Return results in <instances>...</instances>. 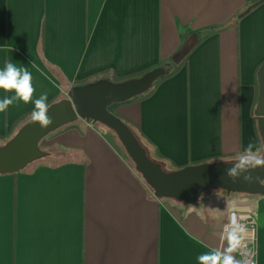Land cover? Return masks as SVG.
Instances as JSON below:
<instances>
[{"label":"crops","instance_id":"crops-1","mask_svg":"<svg viewBox=\"0 0 264 264\" xmlns=\"http://www.w3.org/2000/svg\"><path fill=\"white\" fill-rule=\"evenodd\" d=\"M8 62L32 73V99L47 94V103L162 69L171 76L153 95L117 116L153 161L173 172L264 158L255 115L264 0H0V68ZM32 111L14 100L0 112V137ZM46 144L52 161L0 175V264H199L207 252L240 264L223 236L232 210L255 217L264 264V195L161 200L83 120Z\"/></svg>","mask_w":264,"mask_h":264},{"label":"water","instance_id":"water-1","mask_svg":"<svg viewBox=\"0 0 264 264\" xmlns=\"http://www.w3.org/2000/svg\"><path fill=\"white\" fill-rule=\"evenodd\" d=\"M165 71L155 70L139 80L123 84L99 83L70 91L68 97L47 108L50 123L41 126L31 119L14 137L0 146V175L17 174L44 159L47 154L40 143L56 131L78 120L100 124L112 130L134 161L137 171L157 198L174 199L185 204L199 201L208 190L264 195V164L240 167V164L206 163L166 172L161 164L153 161L140 144L131 128L109 112L108 107L129 101L147 92L154 81ZM258 101L255 115L264 145V64L257 73ZM264 159V158H263Z\"/></svg>","mask_w":264,"mask_h":264},{"label":"clouds","instance_id":"clouds-1","mask_svg":"<svg viewBox=\"0 0 264 264\" xmlns=\"http://www.w3.org/2000/svg\"><path fill=\"white\" fill-rule=\"evenodd\" d=\"M32 73L25 67H18L13 62H8L0 68V89L4 91H14L11 98H0V112H4L14 100L31 101L34 104L32 118L40 122L41 126H46L51 121L47 116V94L41 95L39 99L33 100L34 88L32 84ZM248 165L264 164V159H258L254 156L244 158L239 165L243 167ZM232 237L238 239L235 234ZM199 264H236L231 254H221L216 252H207L197 257Z\"/></svg>","mask_w":264,"mask_h":264},{"label":"built area","instance_id":"built-area-1","mask_svg":"<svg viewBox=\"0 0 264 264\" xmlns=\"http://www.w3.org/2000/svg\"><path fill=\"white\" fill-rule=\"evenodd\" d=\"M223 233L226 244L237 250L240 264H257V223L251 212L232 210Z\"/></svg>","mask_w":264,"mask_h":264},{"label":"rangeland","instance_id":"rangeland-1","mask_svg":"<svg viewBox=\"0 0 264 264\" xmlns=\"http://www.w3.org/2000/svg\"><path fill=\"white\" fill-rule=\"evenodd\" d=\"M136 102V98L131 99L129 101H125V102H119V103H115L111 106L108 107L109 112H111L112 114L119 116L121 110L124 108V110L128 111V109L130 107H132ZM123 116V114H121ZM121 119V118H120ZM123 121L131 128L134 129L133 126L124 118H122ZM121 119V120H122ZM104 132H105V137L111 142V145H113L115 148H117V150L134 166V168L137 171V167L136 164L134 163V161L131 159V157L129 156V154L127 153V151L125 150V148L123 147L122 143L120 142V140L118 139L117 135L110 129H108L107 127L103 126V125H98ZM52 137V136H51ZM51 137H47L45 138L41 143H40V149L41 151L45 152L47 155L51 152L50 147L47 146L46 142L47 140H49ZM3 145V142H0V146ZM52 161V159L48 157H45L44 159L40 160V162H50ZM39 162V163H40ZM164 171H167L164 168ZM138 172V171H137ZM138 174L142 177V175L138 172ZM143 178V177H142ZM215 190H218L221 192L222 189H212V190H208L206 191L200 198L199 202H202V200H204L207 196H209L210 194H212ZM225 191V190H224ZM227 192V191H225ZM253 196V195H252ZM161 200H164L166 202H179L177 200L174 199H167V198H160Z\"/></svg>","mask_w":264,"mask_h":264},{"label":"trees","instance_id":"trees-1","mask_svg":"<svg viewBox=\"0 0 264 264\" xmlns=\"http://www.w3.org/2000/svg\"><path fill=\"white\" fill-rule=\"evenodd\" d=\"M253 8V6L251 7V9ZM264 64V63H263ZM262 64V65H263ZM261 65V66H262ZM260 66V67H261ZM259 67V68H260ZM155 70H158V69H154V70H151V71H149V72H147V73H145V74H141V75H138V76H136V79L135 80H138V79H142V78H144L147 74H149V73H151V72H153V71H155ZM259 70V69H258ZM258 70H257V73H258ZM169 76H171V74L170 75H168L167 73H164V75H162L161 77H159L158 79H156L155 81H154V83L152 84V86L150 87V89L147 91V92H145V93H143V94H141V95H139V96H137V97H135L136 98V101H142V100H145V99H148L149 97H151L152 95H153V93L155 92V90H156V88L158 87V85L160 84V83H162L165 79H167ZM256 80H257V76H256ZM125 83V82H124ZM118 84H123V83H118ZM257 84H258V80H257ZM134 98V99H135ZM61 100H64L63 98L61 99L60 97H57V98H54V99H52L49 103H47V108L50 106V105H52V104H54V103H57V102H59V101H61ZM32 113H33V111L32 112H30V113H28V114H26V115H24V116H22L21 118H19L13 125H12V127H11V130H10V135L12 136V137H14L15 135H16V133L19 131V129L24 125V124H26L28 121H30L31 119H33L32 118ZM75 124V123H74ZM74 124H70V125H68V126H66V127H64V128H62V129H60V130H58V131H56L55 133H53V134H51V135H49L48 137H51V136H55L56 134H58V133H60V132H62V131H64V130H66V129H69V128H71ZM96 125H100V124H96ZM132 130V129H131ZM133 131V133L135 134V136L137 137V139L139 140V142H140V144L147 150V153H148V156L151 158V156H150V153H149V151H148V148L146 147V145L142 142V139L136 134V132L134 131V130H132ZM260 138V137H259ZM10 140V139H9ZM8 140V138H6V137H0V141L1 142H3V145L4 144H6V142H8L9 141ZM3 145H1V146H3ZM152 159V158H151ZM153 160V159H152ZM40 161H38V162H35V163H33L32 165H30L26 170H24V171H27V170H29V169H32L37 163H39ZM184 167H181V168H179V170L180 169H183ZM257 196H261V195H257Z\"/></svg>","mask_w":264,"mask_h":264}]
</instances>
